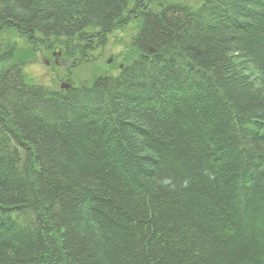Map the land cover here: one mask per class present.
<instances>
[{"label": "trees", "instance_id": "16d2710c", "mask_svg": "<svg viewBox=\"0 0 264 264\" xmlns=\"http://www.w3.org/2000/svg\"><path fill=\"white\" fill-rule=\"evenodd\" d=\"M127 1L0 0V26L107 29ZM187 10L145 18L109 117L0 73V264H264V0Z\"/></svg>", "mask_w": 264, "mask_h": 264}, {"label": "rangeland", "instance_id": "374dc122", "mask_svg": "<svg viewBox=\"0 0 264 264\" xmlns=\"http://www.w3.org/2000/svg\"><path fill=\"white\" fill-rule=\"evenodd\" d=\"M202 2L203 0H129V3L121 9L120 14L123 18L120 16L118 20H114L111 28H93L94 32L100 34L101 38L105 39L106 46L102 50L99 48L97 51L90 53H87L83 49L84 38L90 35V33L86 34L90 29H81L77 33H70L68 35H59L57 33L54 34V37L44 36L41 40H38L36 37L20 39L19 34L25 30L11 20V25L9 22L5 25L3 24L4 30L2 29L0 32V61L5 64V67L9 66L10 70L14 66V72H18L20 75L24 76L25 72L28 83L33 86H46L57 89L60 87V81L66 80L70 82V86L76 87L77 85L79 88H83V91H86L87 95H93L95 92L100 93L103 80L114 82L117 76L115 74L120 70L124 71L128 67L130 60H133L132 63H138L140 60L139 56L143 52L140 51L138 54L131 55L124 44L130 41V39L133 40V43L141 41L139 39L143 36L146 26L145 21L142 24L143 16H154V13L157 12L159 15H162L175 9L189 12L187 9L199 7ZM192 4L195 6H192ZM13 24H15L16 33L8 31L9 29H14ZM6 44H15L16 47L24 49L27 52L26 55H23V61H21L24 66L20 65L18 67L20 63L18 60L22 59V54L9 65L7 60H5L7 62L2 60L3 53L5 52L3 49ZM58 54L68 56L75 66L72 65L71 70L63 69L60 65L61 60ZM84 54H87V56L82 58L81 56ZM77 59L81 62L79 65H76L75 60ZM3 70L2 66H0V72ZM106 73L110 76L105 77ZM255 75L258 76L257 72L254 73ZM257 87L260 88V85ZM66 93L69 96H75V98H78V101H81L82 95L77 94L76 90H73L72 93ZM124 96L129 97L128 94ZM93 110L90 109L91 112ZM62 111H67V108L63 106ZM67 114L74 115L71 112Z\"/></svg>", "mask_w": 264, "mask_h": 264}, {"label": "bare ground", "instance_id": "6f19581e", "mask_svg": "<svg viewBox=\"0 0 264 264\" xmlns=\"http://www.w3.org/2000/svg\"><path fill=\"white\" fill-rule=\"evenodd\" d=\"M128 3H129V0L127 1V4ZM192 6H195V5L192 4ZM168 8H170V7H168ZM197 8L198 7H192V9L195 10V13H196ZM220 8H219V6H216V8H214V11H215L214 14L219 13L221 11ZM172 9H174V8H172ZM221 9H223V8H221ZM120 16H121V18H123L121 14H120ZM120 16H118V17H120ZM154 16H159L158 12L154 13ZM146 17L147 16H143L142 24L144 23ZM9 24L11 25V22ZM140 24H141V22H140ZM12 26H13L14 29H9L8 31H14L16 33L15 24H13ZM141 26H143V25H141ZM3 28H4V26H0V32L2 31ZM86 28L90 29V31L86 33V34L90 33V35L88 37L84 38L85 41L83 43V49L87 53L95 52L99 48L101 50L104 49L105 46H106L105 39L101 38L100 34H97L96 32L93 31V28L99 29L100 27L95 25L93 27L92 26H87V27H84L83 29H86ZM48 35L54 37V34H52V33H49ZM48 35H46V33L43 30H39V29L33 28V29L29 30V31L22 32L21 34H19V37H20V39H23V38L24 39H31V37H34V38L36 37L38 40L39 39L41 40L42 38H44V36H48ZM79 38H81V37H79ZM124 45L126 46V49H127L128 53H130L131 55H134L136 53L138 54V53H140V51L143 52L142 50H140L141 46L139 45V42L138 43H133L132 39H130V41H127V43H125ZM3 50H5V52L3 53V59H2V60H4V62L8 61V65H9L13 61H15V58L19 57V55L22 54V59L18 60V61H20L18 67H20V65L24 66L22 64V62H21V61H23V55H26V53H27L24 49H21V48L19 49L18 47H16L15 44H6ZM140 55L141 56L138 55L139 59H142L141 57L145 58V54L144 53L140 54ZM58 56H59V59L61 60L60 65H61V67L63 69L71 70L72 69L71 68L72 65L75 66V64L72 61H70L68 56H66V55L62 56V54H58ZM85 56H87V54H84L81 57L83 58ZM5 60H7V61H5ZM75 62H76V65H79V63H81L80 61H78V59L75 60ZM132 62H133V60H130L128 62V66L131 64L129 69H132V67H135V66H137L139 68L142 67L141 64L132 63ZM0 66H2V68L4 69L3 71L0 72L1 74H5L7 72H11V70H14V68H13L14 66L11 67L12 69L10 70L9 66L5 67V64H3V62H1ZM64 67H66V68H64ZM121 73H123V70L122 71L121 70L118 71L117 74H115V75H118V74H121ZM24 75L26 77L25 72H24ZM111 75H114V74H111ZM197 75H198V78H199V73ZM104 76L108 77L110 75L108 73H106ZM196 78H197V76H196ZM161 79H162V81L165 82V79H164L163 76L161 77ZM191 80L192 79L190 78V75H188V73L187 74H183V75L180 74V76L177 77V82L179 81L180 84H183L182 86H184L185 84L188 85L189 82H191ZM168 81L171 83L172 86H175V82L171 78H169ZM78 88L79 87L77 85H76V87L75 86L74 87L70 86V82L66 81V80L60 81V87L57 88V89H53L51 87H46V86H38L36 89H38L41 93L40 94L37 93V94H34L32 96L33 104L34 105H39L42 102V104H43L45 109L49 108L50 106L57 107L56 104H52V103H49L47 101V96L48 97L52 96V97L68 98L69 95H67L66 92H71L72 93L73 90H76L77 94L82 95L81 98L85 97L84 99L87 100L89 102V104H88V106H86V104H84V105H81V104H76V105L75 104H69L70 107L73 105L71 108H73L72 112H74L75 114H78L79 116H83L85 113H87L88 109H90L91 107H93V108L95 107L94 110H100V114L102 116L107 115L109 117L108 113H110V114L113 113L114 110H113L112 106L109 103H106L105 106H104V105H101V104H99L97 102V100L99 101V100L102 99L101 95H99V92H95L93 95H87V92L83 91V88H79V89ZM61 105H62V103H61ZM44 108H43L42 112L44 111ZM45 116H47V115L45 114ZM107 116L102 118V121H103V124H104V125H102L103 126L102 129H104L105 132H109V135L112 136L114 134V130L116 129V127L114 126L115 124L113 122L105 121ZM244 118H246V116ZM48 119L51 120L52 118L50 116H48ZM246 119H250V121H253V122L256 121L255 124H259V125L261 124L262 126H264V119L260 115L259 116L254 115L253 118L251 116L250 117L248 116ZM245 131H244L245 132L244 134H246V136H248V135L254 136L253 132H255V129L247 128ZM103 135H106V134L103 133ZM253 173L254 172H252V174ZM255 175L257 176V174H255ZM260 262H264V259H260Z\"/></svg>", "mask_w": 264, "mask_h": 264}]
</instances>
